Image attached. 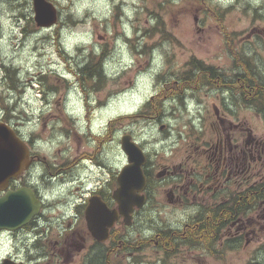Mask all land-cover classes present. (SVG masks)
Here are the masks:
<instances>
[{"label": "flooded vegetation", "instance_id": "flooded-vegetation-1", "mask_svg": "<svg viewBox=\"0 0 264 264\" xmlns=\"http://www.w3.org/2000/svg\"><path fill=\"white\" fill-rule=\"evenodd\" d=\"M0 68L6 71L8 88L4 92L8 94H19L22 87L33 89L38 80L41 82L30 70L7 68L1 58ZM69 72L74 73L73 69ZM78 73L75 72L77 78L72 80L62 79L68 90L78 86L81 114L73 95L48 92V113L55 111L58 115L54 130L58 144L62 145L59 153L56 151L50 156L35 151L37 143L43 140L39 132H22L20 117L14 115L17 107L12 106L18 98L13 101L8 96L6 99L0 91V125L11 129L16 138L26 143L31 159L27 170L7 182L1 181L0 199L8 192L25 187L32 189L42 202L39 213L28 224L14 231H0V241L8 246L0 264L5 259L18 264H165L169 259L179 264L178 252L185 251L182 246L187 248L186 255L192 253L188 251L191 249L210 251L209 245L197 246L195 242L209 241L221 226L218 242L226 250L239 251L254 242L259 249L261 239L258 237L264 227L261 224L264 222V143L253 134L251 126L260 117V105H264L261 94L264 83L259 78H253L259 80L252 86L241 75L236 78L181 77L173 81V92L164 98L173 97L180 104H177L178 109L188 111L192 128L198 133L194 139H187L191 134L185 132L181 140H186L178 145L191 159L172 168L156 163L152 155L157 158L160 151L153 154L131 135L147 157L143 166L146 187L141 193L146 203L134 208L129 225L120 217L108 228L107 237L100 240L89 227L87 212L93 204H104L109 211L118 208L115 199L118 178L111 175V164L104 153L105 143L115 141V133L110 117L95 133V111L105 103H98L89 94L85 101V93L90 89L85 86L86 78H79ZM97 87L95 84L93 89ZM188 92L192 97L186 96ZM200 96L205 102L199 103ZM248 98L251 101L246 103ZM23 101L20 99L18 104ZM245 108L252 109L255 115L246 117ZM162 119L165 121L164 117ZM156 125L149 122L143 136L156 138ZM160 135L165 154L179 142L174 144L171 133L166 136L165 130L160 131ZM90 144L96 146L92 151ZM64 150L68 153L61 154ZM89 161L95 162V169L85 174L82 167ZM169 206L181 214L178 221L165 226L160 209ZM204 211L208 212L205 220ZM230 242L236 246L229 245Z\"/></svg>", "mask_w": 264, "mask_h": 264}, {"label": "rangeland", "instance_id": "rangeland-1", "mask_svg": "<svg viewBox=\"0 0 264 264\" xmlns=\"http://www.w3.org/2000/svg\"><path fill=\"white\" fill-rule=\"evenodd\" d=\"M49 1L58 10V21L53 27L39 28L33 0H0V58L7 68L21 67L41 78L36 88L22 87L19 94H8L4 92L8 88L6 71L0 68V91L6 99L8 96L13 101L18 98L12 106L17 107L14 115L20 117L22 132L28 134L36 130L43 136L35 146L37 154L50 156L56 151L59 153L62 147L54 130L58 115L55 111L48 113V92L73 95L78 114L82 113L78 86L68 90L62 79L77 78L78 70L79 78H86L85 86L90 89H86L85 101L89 94L98 103H105L95 111V133L100 131L105 119L113 118L115 141L105 143L104 153L111 164L110 173L116 178L127 164L121 149L125 135H133L153 154L160 151L157 158L151 154L156 163L172 168L191 159L178 148L186 140H181L185 132L191 134L187 139L198 135L192 128L191 116L188 111L177 108L179 102L173 97L166 100L164 97L173 92L176 78L191 75L194 63L202 62L205 68H213L217 76L223 78L251 73V78L264 82V0ZM71 56L74 59H70ZM92 56L96 57L92 64L97 65L98 61L103 64L106 77H94L99 69L95 74L92 72L94 78L82 74L81 67L85 71ZM242 60L250 62L249 72L242 66ZM95 84L98 87L93 89ZM186 96L192 97V94L188 92ZM200 97L199 103L205 102L206 99ZM20 99L24 101L18 104ZM260 108V117L251 126L253 134L264 143V105ZM243 113L246 117L255 115L252 109L245 108ZM163 117L165 122H160ZM149 122L157 123L156 138L143 136ZM163 130L166 136L171 133L174 144L179 141L174 145L176 148L169 147L166 154L163 136H158ZM95 148L90 144V151ZM66 149L72 158L68 146ZM82 169L87 174L95 169V162L89 161ZM160 211L165 224L178 221L181 214L171 206ZM259 239V249L254 242L239 251L226 250L219 242L216 251L197 248L188 250L192 253L186 255L187 248L182 246L185 251H179L177 259L179 264H263L264 227ZM196 244L199 246L200 241ZM7 248L0 241V261ZM143 260L142 257L140 261ZM145 262L150 261L145 259ZM170 263L173 264L168 259L165 264Z\"/></svg>", "mask_w": 264, "mask_h": 264}, {"label": "water", "instance_id": "water-1", "mask_svg": "<svg viewBox=\"0 0 264 264\" xmlns=\"http://www.w3.org/2000/svg\"><path fill=\"white\" fill-rule=\"evenodd\" d=\"M35 22L38 27H53L58 21V10L49 0H33ZM121 148L128 158V163L118 175V188L115 199L116 211H109L104 204H93L88 210L87 219L94 237L104 240L108 228L120 217L126 225L130 224L131 214L135 207L141 208L146 199L141 193L146 187L143 166L147 157L143 149L126 135L121 140ZM30 153L24 142L20 141L6 126L0 125V182L3 178H15L28 169ZM1 189V188H0ZM42 202L35 192L29 188H20L8 192L0 199V231L17 230L28 224L40 211ZM101 229V231H100ZM2 264H18L5 260Z\"/></svg>", "mask_w": 264, "mask_h": 264}, {"label": "trees", "instance_id": "trees-1", "mask_svg": "<svg viewBox=\"0 0 264 264\" xmlns=\"http://www.w3.org/2000/svg\"><path fill=\"white\" fill-rule=\"evenodd\" d=\"M95 58H96L95 56H92L91 57L90 64L86 65L85 71H84V68H83L82 74L83 73L84 74H88V78H94L95 76H98L100 78L106 77L107 74L105 73L103 64L100 61H98L99 63L97 65L92 64V62H93V60ZM249 65H250V62H247V61H243L242 60V66L248 72L250 71L249 70ZM100 66H102V67H100ZM98 69H99V71H98L97 75H94V77H92V72H94V74H95ZM216 74L218 75V73L213 68H205L202 62H197V63H194V69L191 72V75L190 76H186L184 78H200V77L201 78H204V77H206V78H217V77L223 78V77H221V75L217 76ZM254 75L256 76V74H254ZM241 76L243 78H246V80L248 81V84H250L249 86H252L254 82H256V81L259 80V79L258 80H254L253 78H251V73H249L247 76H243V75H241ZM261 83H264V82L261 80ZM261 94H262V99H264V96H263L264 93L261 92ZM250 101H251L250 98H248V99L245 100L246 103H249ZM207 216H208V212L207 211H204L202 218H204V220H205ZM221 227H220V229H221ZM219 230H217L216 236H214L213 238L209 239V241H204V242H201L200 241V245L203 246V245L207 244V245H209L211 247L210 251H212V249L214 251H216V246H217L216 243L219 240V237H218ZM195 243H197V241ZM229 245H234V243L230 242ZM234 246H236V245H234ZM263 248H264V245H263ZM230 249H234V248L233 247H230Z\"/></svg>", "mask_w": 264, "mask_h": 264}, {"label": "bare ground", "instance_id": "bare-ground-1", "mask_svg": "<svg viewBox=\"0 0 264 264\" xmlns=\"http://www.w3.org/2000/svg\"><path fill=\"white\" fill-rule=\"evenodd\" d=\"M76 66V65H75ZM77 67V66H76ZM82 68V67H81ZM11 69V68H10ZM78 70V69H77ZM82 70H83V68H82ZM81 70V71H82ZM79 71V70H78ZM217 75V74H216ZM165 79V78H164ZM166 80V79H165ZM164 82V81H163ZM164 84V83H163ZM157 86V85H156ZM151 94V93H150ZM193 98H194V96H193ZM149 103V102H148ZM169 103V102H168ZM171 103V102H170ZM147 104V103H146ZM157 105V104H156ZM166 106V105H165ZM189 106V105H188ZM169 107V106H168ZM178 108V107H177ZM192 108V107H191ZM161 109H162V107H161ZM169 109V108H168ZM172 109V108H171ZM187 109V108H186ZM170 110V109H169ZM177 110V109H176ZM194 110V109H193ZM154 111V110H153ZM168 111V110H167ZM162 112V111H161ZM164 112V111H163ZM165 113V112H164ZM154 114V113H153ZM163 114V113H162ZM171 114V113H170ZM181 113H179V115H180ZM159 116H160V114H159ZM166 116V115H165ZM172 116V115H171ZM161 117V116H160ZM174 117V116H173ZM194 118V117H193ZM155 119V118H154ZM157 119V118H156ZM156 119H155V121H156ZM160 120V119H159ZM162 120H164V119H162ZM171 120V119H170ZM174 120V119H173ZM172 120V121H173ZM177 120V119H176ZM168 121V120H167ZM157 122V121H156ZM160 122H162V121H160ZM165 122V121H164ZM155 123V122H154ZM153 122H152V124H154ZM157 124V123H156ZM159 124V123H158ZM161 124V123H160ZM171 125V124H170ZM152 127V126H151ZM155 127V126H154ZM161 127V126H160ZM170 129V128H169ZM167 130V129H166ZM82 131V130H81ZM168 131V130H167ZM108 147V146H107ZM109 156V155H108ZM152 160V159H151ZM153 164V163H152ZM141 210V209H140ZM145 212H146V210H145ZM145 216H146V214H145ZM144 220V219H143ZM153 223V222H152ZM173 225V224H172ZM165 226H167V224L165 225ZM174 226V225H173ZM172 226V227H173ZM177 227V226H176ZM151 228V227H150ZM162 228H163V226H162ZM167 228H169V226L167 227ZM171 228V227H170ZM152 229V228H151ZM160 229V228H159ZM175 229V228H174ZM199 229V228H198ZM138 230V229H137ZM152 231V230H151ZM157 231V230H156ZM189 233V232H188ZM171 234V233H170ZM126 235V234H125ZM133 235V234H132ZM167 235H169V234H167ZM174 237H175V235H174ZM178 238V237H177ZM174 239V238H173ZM176 239V238H175ZM179 246V245H178ZM159 248V247H158ZM177 249V248H176ZM8 250V249H7ZM177 254V253H176ZM136 264V263H135ZM138 264H139V262H138ZM264 264V263H263Z\"/></svg>", "mask_w": 264, "mask_h": 264}]
</instances>
